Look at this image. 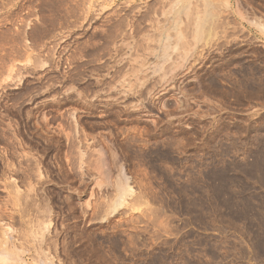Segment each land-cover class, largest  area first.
Segmentation results:
<instances>
[{
  "label": "rangeland",
  "instance_id": "obj_1",
  "mask_svg": "<svg viewBox=\"0 0 264 264\" xmlns=\"http://www.w3.org/2000/svg\"><path fill=\"white\" fill-rule=\"evenodd\" d=\"M0 264H264V0H0Z\"/></svg>",
  "mask_w": 264,
  "mask_h": 264
},
{
  "label": "bare ground",
  "instance_id": "obj_2",
  "mask_svg": "<svg viewBox=\"0 0 264 264\" xmlns=\"http://www.w3.org/2000/svg\"><path fill=\"white\" fill-rule=\"evenodd\" d=\"M184 7H185V6H184ZM185 8H186V7H185ZM202 25H203V24H202ZM164 40H165V39H164ZM163 42H164V41H163ZM165 42H166V41H165ZM167 42H168V41H167ZM167 42H166V43H167ZM166 47H167V46L165 45V47L163 48V50L166 49ZM165 51H168V50H165ZM162 52H163V51H162ZM166 54H167L166 52H163V55H162L163 58L166 57L169 53H168L167 55H166ZM168 56H169V55H168ZM167 58H168V57H166L165 59L168 60ZM159 59H160V58H159ZM166 60H165V61H166ZM161 61H162V60H161ZM163 61H164V59H163ZM158 64H159V63H157V67H159ZM155 68H156V67H155ZM141 69H143V68H141ZM160 69H161V67H160ZM160 69H159V70H160ZM154 70H155V69H154ZM156 70H157V69H156ZM157 72H158V71H157ZM122 175H123V174H122ZM121 177H122V178H125V176H121ZM120 180H121V179H120ZM125 180H126V181H125L124 183H123L122 181H121L122 183H120V184L118 183V185H120L118 188H119V191H120V192L122 191V193H125V194H126V193H129V192H130L131 190H133V189H131L130 186H128V185L126 184L127 179H125ZM132 192H133V191H132ZM120 194H121V193H120ZM147 204H148V203H147ZM259 251H260V250H259Z\"/></svg>",
  "mask_w": 264,
  "mask_h": 264
}]
</instances>
